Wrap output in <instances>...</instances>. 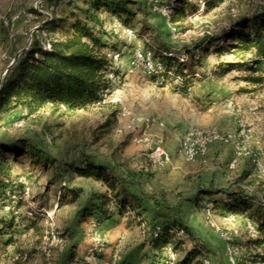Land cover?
<instances>
[{"label":"rangeland","instance_id":"rangeland-1","mask_svg":"<svg viewBox=\"0 0 264 264\" xmlns=\"http://www.w3.org/2000/svg\"><path fill=\"white\" fill-rule=\"evenodd\" d=\"M130 1L129 9L133 12L132 30L129 29L131 33L123 31L128 28H119L112 37L119 50L116 54L119 56L117 66L122 77L116 81L100 106L86 111L54 115L45 111L36 118L29 119L19 118L26 113L19 107L9 113L0 112V127L1 131H6L10 136H25L49 152L62 166L66 163H78L84 154L95 156L114 167L129 188L142 197L146 205V221L139 225L136 219L127 225L126 219L115 218L114 222L109 223L110 228L106 233L95 231L91 227V221L77 225L74 206L65 205L58 209L55 205L57 188H48L47 176L41 172L40 167L32 166L29 158L22 156L20 159L23 165L17 167L15 173L26 172L30 176V180L25 178L31 188L30 201L40 210V216L34 230L21 234L16 246L2 249L0 264H104L87 257L89 249H99L111 264H118L123 260L131 264H145L142 254L150 251L147 245L149 223L159 221L162 216L182 221L197 214L207 231H202V237L198 238L205 247L204 264H254L251 259H257L255 255H264V247L257 249L251 242L257 237V233L252 236L249 232L247 214H234L235 221L230 224L224 219L229 214L228 211L223 214L215 211L214 221L222 232L227 233L226 240L210 227L205 218V205L211 203L214 206L213 202L203 200L192 206V190L188 191L191 196L186 199L184 191L175 188V182L170 184V189H162L163 183L158 180L160 176L157 178V168L151 167L147 161L146 148L131 143V135L125 130L124 121L117 119L119 104L112 101L118 99L133 115L148 119L151 123H154L153 115L166 110L165 107L172 108L177 102L175 99L181 102L185 98L201 122L210 119L214 112L224 115L227 111L231 113L237 129L242 124L250 130L251 138H258L261 145L259 147L264 149V84L254 86L245 80L248 73L229 71L228 67L225 74L220 76L219 66L233 63L237 55L228 51L216 53L214 45H208L210 41L223 37L239 18L251 17L255 11L262 9L264 0H223L215 8L208 10L204 8L206 0ZM175 1L183 2L188 15L177 29L169 24V16L164 17L153 11V5L168 7V2ZM76 3L82 6V2ZM64 7V0H0V86L15 60L32 42L36 39L44 42L50 37L42 27L49 21L51 14L60 15ZM100 15L101 18H106L107 31L113 33L112 20L107 18L104 11ZM225 44V41L221 43ZM158 47L169 48L196 73L187 95L173 92L177 84L174 80L161 86L159 81L151 82L148 77H141V69L133 76H125L128 60L136 50L149 53L153 58ZM249 56L250 54H246L245 57ZM201 92L204 93L202 96L195 97ZM195 118L193 116L194 122ZM193 126L189 129L197 127V124ZM151 128L152 126L150 133ZM178 157L175 161L179 164L186 163ZM245 178L237 189L253 199L254 205L259 204L258 211L264 215V207H261L264 206V182L253 176L251 169ZM75 183H81L87 189L100 188L94 182L76 180ZM196 188L205 189L200 185ZM28 207L24 205L22 213ZM217 209L214 206V210ZM110 211L113 212L114 209L111 208ZM45 212L52 213L51 226L46 224ZM251 224L253 225L252 222ZM65 229L69 230L73 240L59 237ZM188 240L187 238V242ZM139 247L143 248L142 252ZM72 252L81 262L69 261ZM18 254L23 255L21 259L17 258Z\"/></svg>","mask_w":264,"mask_h":264},{"label":"trees","instance_id":"trees-1","mask_svg":"<svg viewBox=\"0 0 264 264\" xmlns=\"http://www.w3.org/2000/svg\"><path fill=\"white\" fill-rule=\"evenodd\" d=\"M76 1L82 2L78 6ZM171 1V0H170ZM223 0H206L205 10L215 8ZM130 0H64L65 7L60 15H50L42 29L50 37L44 42L35 40L15 60L8 75L0 86V112L9 113L21 107L26 113L20 119L36 118L41 112L51 114L75 113L100 106L103 93L110 86L109 75L121 79V71L115 65L114 56L118 53L113 33L107 31L104 11L109 19H118L123 27L132 30L133 12L129 9ZM171 9L169 24L177 29L188 17L183 2H168ZM35 12V11H34ZM52 36V37H51ZM225 41V45H221ZM216 53L228 51L237 55L233 63L219 66L220 76L237 70L248 73L245 80L254 86L264 84V7L251 17H241L233 23L223 37L209 42ZM159 48V47H158ZM189 53V52H188ZM250 54L249 57H245ZM241 56V58H240ZM153 59L160 64V73L151 75V82L177 80L173 92L187 95L192 87L196 73L169 48L161 47L154 53ZM229 65V66H228ZM0 127V199H6L7 193L21 189L18 180L22 177L30 180L26 172L15 173L22 166L21 157L29 158L32 166H39L47 176V187H56V206H74V219L77 225L91 221L95 231L103 232L107 223L115 218L126 219L130 225L145 222L146 205L142 197L134 193L124 181L117 169L101 159L91 155H82L78 163L62 166L49 152L32 143L25 136H10ZM76 180L94 182L100 188L87 189ZM216 192V191H215ZM214 194L208 189H200L199 195ZM223 207L232 214H247L253 223L257 237L251 242L256 248L264 247V215L258 211L253 199L241 191L225 192ZM215 204L218 201H212ZM18 206H23L19 201ZM264 207V206H261ZM113 208L114 211H110ZM1 210V207H0ZM40 213L33 218L12 214H0V252L7 247L16 246L18 237L34 230ZM150 251L143 252L145 264H167L166 248L175 255L172 264H204L205 247L189 228L174 217L162 216L159 221L149 223ZM183 235H180V233ZM61 239H71L69 230L59 234ZM187 238L189 239L187 242ZM188 243H190L188 245ZM143 250V248L139 247ZM87 257L104 264H111L99 249L87 250ZM20 256V257H19ZM18 254L17 258H22ZM254 264L264 263V255H255ZM1 260V259H0ZM17 260V259H16ZM76 255L72 252L69 261ZM118 264H131L121 261Z\"/></svg>","mask_w":264,"mask_h":264},{"label":"built area","instance_id":"built-area-1","mask_svg":"<svg viewBox=\"0 0 264 264\" xmlns=\"http://www.w3.org/2000/svg\"><path fill=\"white\" fill-rule=\"evenodd\" d=\"M153 11L161 14L164 17H168L171 13L169 7H161L158 5H153ZM111 29L113 34L116 35V30L123 28L122 24L118 19H112ZM124 32L131 33V31L123 30ZM118 55L114 56V62L117 66ZM118 67V66H117ZM141 69V77H150L151 75H158L160 73V64L156 59H153L149 53L145 54L139 50H136L132 57L128 60L125 76H133ZM110 86L103 93L104 100L112 91L116 81L119 80L118 77L114 75H109ZM177 83V80H175ZM113 102L119 104L118 107V121H124L125 130L131 135V143L138 146H143L146 148V157L149 165L153 168H163L170 161L171 157L164 147V140L162 137H153L150 133V127L152 123L148 119L142 117H137L132 114V112L122 104L118 99H113ZM104 102V101H103ZM21 126V123H18ZM251 140V132L246 129L242 124L238 126L237 131L234 136L229 134H224L215 127L206 128H193L189 129L178 141L176 147L177 155L182 158L187 163L200 162L202 164L208 161V147L212 143H222V144H234V157L229 162L227 168L228 170H234L237 163L242 159H247L250 164L251 173L253 176L264 182V149L255 146H249V141ZM18 183L21 185V189L15 193H7L6 199H0L1 212L6 214H12L16 219L20 216H25L27 218H33L37 213L40 212L39 209L34 207V203L30 200L31 188L25 178H20ZM19 201L24 205L29 206L28 209L22 213V207L18 206ZM205 218L207 223L212 227L220 236L228 239L227 233L222 232L220 227L214 221V206L211 203L205 205ZM46 224L51 226L53 217L52 213L45 212ZM228 223H233L235 221L234 214H228L224 218ZM92 227V226H91ZM247 227L249 232L256 234L255 228L251 222L247 221ZM47 233V232H46ZM48 234V233H47ZM46 234V235H47ZM180 235H183L181 232ZM167 264H172L175 261V255L171 248H166Z\"/></svg>","mask_w":264,"mask_h":264},{"label":"crops","instance_id":"crops-1","mask_svg":"<svg viewBox=\"0 0 264 264\" xmlns=\"http://www.w3.org/2000/svg\"><path fill=\"white\" fill-rule=\"evenodd\" d=\"M212 93L213 95H217L216 92ZM202 94L204 93L201 92L198 95H195V97H200ZM233 99L235 100V97H233ZM175 100H177V102L171 106L172 108L164 106L166 110L159 112L158 115H156L157 117L153 115L155 119H152L154 120V123H152L151 135L163 138L164 147L171 157V161L165 166V168L156 170L157 178L160 176L158 180L163 183L162 189H170L172 187L170 184L175 182L177 185H175V188L184 191V197L186 199L192 195L193 198L190 199V201H193L192 206H194L195 203H202L203 200L218 201L215 204L218 208L216 212L218 211L219 214H223L227 211L221 203L227 197L225 192L239 191L237 187L243 179H246L245 176L247 172L250 171L249 161L247 159H242L237 163L235 170H228L227 166L234 157V144H222L216 142L210 144L208 147L207 163L183 162L179 164L175 161L176 157H178L176 147L182 135L194 124H197V127L195 126V128L215 127L222 133L231 136L235 135L237 127L232 120L230 112L228 113L225 111L224 115H221L222 113L217 114L214 112L210 116V119L206 122H201L197 117L198 115L194 112L195 110L189 107L191 104H188V101H186L185 98H182L181 102L178 99ZM201 102L202 101H200V103ZM170 109L173 111L170 112ZM209 111H211V108H209ZM193 116L196 117L195 122ZM248 144L251 147L260 145L258 138L255 136L251 138ZM172 161L173 163H171ZM199 185L200 187L204 186L205 189L212 191L214 194L210 196H198L199 190L196 187ZM222 187H224V189H220ZM189 190H192L191 195L188 194ZM182 222L189 228L190 232L199 239L202 237V231L207 233L204 225L201 224L202 219L198 214L191 215L190 219L187 220L182 219ZM109 228L110 224L108 223L102 233L108 232ZM206 248L210 249L209 247Z\"/></svg>","mask_w":264,"mask_h":264}]
</instances>
